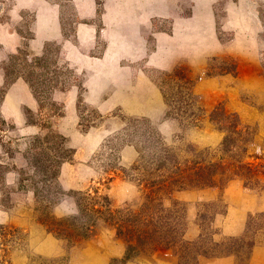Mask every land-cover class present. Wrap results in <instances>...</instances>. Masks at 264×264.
<instances>
[{
	"label": "rangeland",
	"instance_id": "1",
	"mask_svg": "<svg viewBox=\"0 0 264 264\" xmlns=\"http://www.w3.org/2000/svg\"><path fill=\"white\" fill-rule=\"evenodd\" d=\"M11 54L26 65L45 55L38 98L23 77L6 86ZM49 131L72 150L57 184L107 207L112 224L138 214L139 231L156 221L189 241L202 232L228 243L214 225L229 181L220 184L264 175V0H0V264H178L170 250L121 263L115 227L75 242L47 231L51 219L19 172L32 137ZM227 132L235 142L223 151ZM187 144L222 173L213 187L166 196L150 183L170 174L157 161L168 147L180 161L193 157ZM52 212L56 222L76 213L73 197L62 195ZM255 234H264L263 216L249 220V241Z\"/></svg>",
	"mask_w": 264,
	"mask_h": 264
},
{
	"label": "trees",
	"instance_id": "2",
	"mask_svg": "<svg viewBox=\"0 0 264 264\" xmlns=\"http://www.w3.org/2000/svg\"><path fill=\"white\" fill-rule=\"evenodd\" d=\"M44 57L45 55L37 57L34 63L26 65L24 63L21 64V61H19L21 60L20 55H9L3 68L6 86L18 77H23L29 82L34 95L38 98V95L42 92L40 93L41 90H38L37 83L46 80H43V74L39 71V66L42 65L41 62ZM168 111L170 110H165V117H167ZM3 122L1 120V123ZM27 123L38 125L37 119H32L31 117L27 118ZM191 124L195 125L196 123ZM237 124H230L227 130L231 128L234 130ZM246 128L249 127L246 126ZM229 135V132H227L223 138V151H229L230 145L235 142ZM50 141L54 143L51 146ZM63 141L64 138L61 135L51 131L47 132L43 137L41 135L32 137L31 146L23 154L26 166L21 168L19 172V184L24 189L30 188L32 190L36 209L39 208L45 211L51 219L48 224H45L42 218L38 219L39 221L41 220L42 224L44 223L47 231L52 232L57 237L75 242L91 238L95 235L100 225L115 227L117 236L125 243L124 253L119 259L121 263L138 256H149L158 250H170L176 256L178 264H199L201 257H221L230 254L244 258L246 260L244 264H248L249 254L254 243V241H249V223L245 233L239 237H229L228 243L223 240H216L214 237L210 238L208 235L202 234V232L197 239L189 241L183 236L185 231L179 229H173L171 232L162 231L157 226L162 224L156 221L155 223H146L144 231H139L136 225V216L138 214L119 219L112 224L111 216L107 213V207H94L93 204L89 207L90 203L87 199L92 200V197L81 191H65L57 184L56 177L58 176L59 166L64 161L71 159L72 156V150L67 148ZM44 142L47 143L45 146L43 145ZM186 152L193 153V157L180 161L174 156V152L170 150V147L164 148L163 158L160 157L157 161V167H163V172L170 174H167L166 178H162V174L161 177L154 176L150 179V183L157 184L158 188L165 189L164 193L166 192V196H169L171 190L174 189L213 187L215 186L216 178L222 173V168L220 169L221 171L219 170L221 167L220 162L207 161L203 156L201 157V150H197L191 144H187ZM3 168L0 164V175L5 172ZM180 172L184 173L180 174ZM252 175L251 173L247 176L230 175L220 185L232 179H242L246 183ZM25 179L29 180L28 186L24 183ZM62 195H71L73 197L77 212L56 222L52 208ZM101 200H104L105 203L109 202L107 196H102ZM175 204L178 203L173 202V206ZM178 205L182 209V206ZM260 216L264 217V214ZM175 217L177 218V216ZM140 219L141 215H138L137 220ZM166 224L168 229L171 221L166 222ZM3 228L4 226L0 224V234L4 232ZM222 245H225V248H222Z\"/></svg>",
	"mask_w": 264,
	"mask_h": 264
},
{
	"label": "crops",
	"instance_id": "3",
	"mask_svg": "<svg viewBox=\"0 0 264 264\" xmlns=\"http://www.w3.org/2000/svg\"><path fill=\"white\" fill-rule=\"evenodd\" d=\"M258 179L254 183H245L242 179H232L227 183L223 193L224 212L214 218V225L221 236H241L251 218L264 214V175ZM255 237L248 264H264V234L260 239H257L256 234ZM201 264H235V256L214 257Z\"/></svg>",
	"mask_w": 264,
	"mask_h": 264
}]
</instances>
